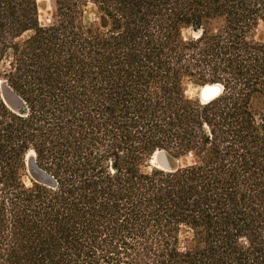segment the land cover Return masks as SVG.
<instances>
[{"label": "trees", "instance_id": "1", "mask_svg": "<svg viewBox=\"0 0 264 264\" xmlns=\"http://www.w3.org/2000/svg\"><path fill=\"white\" fill-rule=\"evenodd\" d=\"M53 2L0 0V264H264V0Z\"/></svg>", "mask_w": 264, "mask_h": 264}, {"label": "water", "instance_id": "2", "mask_svg": "<svg viewBox=\"0 0 264 264\" xmlns=\"http://www.w3.org/2000/svg\"><path fill=\"white\" fill-rule=\"evenodd\" d=\"M2 96L6 103L14 110H18L21 106V101L19 97L14 93V91L4 82L1 83ZM223 90L221 84H205L201 91V101L209 102L216 98ZM156 165L164 170L172 171L179 166V161L177 159H171L165 150H158L156 153ZM29 170L31 173H35V178L38 181H45L40 173L35 160V154L28 159Z\"/></svg>", "mask_w": 264, "mask_h": 264}, {"label": "rangeland", "instance_id": "3", "mask_svg": "<svg viewBox=\"0 0 264 264\" xmlns=\"http://www.w3.org/2000/svg\"><path fill=\"white\" fill-rule=\"evenodd\" d=\"M38 9H39V17H40V22L42 24H48L51 22V20L53 19V10H54V2L53 0H38ZM96 13L97 10L95 8V6L93 4H89L87 9H86V22H92L93 19H95L96 17ZM1 83L2 81H0V93L2 94V90H1ZM204 85H198L195 83H189L188 87H187V94L190 98L192 99H199L201 100V91ZM157 153V152H156ZM156 153L154 154V156H156ZM153 156V158H154ZM29 154L27 156V168L28 171L30 173V175L33 173L30 172V168H29V164H28V159H29ZM169 157H171L169 155ZM152 158V164L156 165V162L153 163L155 160ZM171 159H173V157H171ZM179 165H181L183 163L182 160H179ZM28 180V179H26Z\"/></svg>", "mask_w": 264, "mask_h": 264}, {"label": "bare ground", "instance_id": "4", "mask_svg": "<svg viewBox=\"0 0 264 264\" xmlns=\"http://www.w3.org/2000/svg\"><path fill=\"white\" fill-rule=\"evenodd\" d=\"M33 154H34L33 152H30V153H29V156H30V157H32V156H33ZM156 155H157V154H156ZM153 159L155 160L153 163H155V162H156V156H154V158H153Z\"/></svg>", "mask_w": 264, "mask_h": 264}]
</instances>
